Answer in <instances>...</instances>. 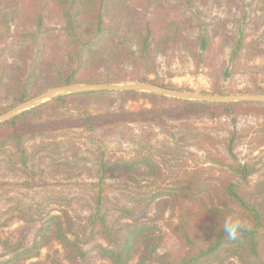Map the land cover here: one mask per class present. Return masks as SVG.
Masks as SVG:
<instances>
[{
  "label": "trees",
  "instance_id": "16d2710c",
  "mask_svg": "<svg viewBox=\"0 0 264 264\" xmlns=\"http://www.w3.org/2000/svg\"><path fill=\"white\" fill-rule=\"evenodd\" d=\"M257 3L249 32L240 20L230 31L224 19L195 23L188 15L220 0H0V96L9 100L0 115L70 85L180 90L156 73L168 52H184L206 72L211 95H222L223 82L240 74L254 83L246 92L264 94V0ZM263 114L264 102L94 91L1 123L0 170L9 178L0 180V194L17 184L45 196L0 212V264H264V172L251 179L260 161L235 158L236 134L223 155L217 146L224 140L195 122ZM251 132L264 144V129ZM191 147L209 167L184 162ZM59 175L91 181L80 184L83 192L49 193L47 181ZM74 199L86 212L73 213ZM232 215L246 225L236 240L223 231ZM17 224L24 228L12 231Z\"/></svg>",
  "mask_w": 264,
  "mask_h": 264
},
{
  "label": "rangeland",
  "instance_id": "374dc122",
  "mask_svg": "<svg viewBox=\"0 0 264 264\" xmlns=\"http://www.w3.org/2000/svg\"><path fill=\"white\" fill-rule=\"evenodd\" d=\"M220 5L217 6L212 4L208 7H202L197 9L192 8L189 10V16L193 17L195 23L205 22L213 23L217 19H224L227 21L228 30L234 31L235 26H238L235 22L240 20V25L245 27L249 32L255 30L254 24H251V20L255 18L256 15L260 14V5L257 0H220ZM229 48L225 50L224 53H220L218 58L220 60H227L229 56ZM263 60V59H262ZM261 63V59L257 61ZM157 76L158 79L176 88L179 91L191 92L197 94L211 95V81L204 71H197L193 61L184 52H168L158 59L157 66ZM154 79L155 76H150ZM259 86L264 88V79L260 82ZM246 89H254V83L251 82L250 78L246 74H240L233 77L230 80L223 82V94L221 96H235V95H252L246 92ZM264 95V94H256ZM215 96V95H213ZM9 105V100L5 95L0 96V106ZM134 105L132 107H138ZM10 111V110H9ZM7 113V112H6ZM5 114V113H4ZM3 115V114H2ZM1 116V115H0ZM198 126H207L211 132L224 140L223 145L217 146L220 152L229 157V147L233 142H230V136L233 134L237 135L236 140H234L235 146L233 149V155L240 163H245L249 160L256 159L260 161L257 165L258 171L252 176V180H258L261 174L264 172V144L259 146L257 142L259 140H253L254 134L251 130L261 128L264 129V114L258 117L239 115L236 119L232 117H222L218 119L202 118L195 120ZM259 143V142H258ZM114 148H119L117 143L113 144ZM125 147V146H124ZM167 147V146H163ZM126 148V147H125ZM128 150V147H127ZM185 163L188 166H204L209 167L206 164V157L203 151L197 149L196 147H191L186 149ZM67 175L56 176L55 179H49L48 187L49 193L62 192L65 194H74V192H83L81 185L83 182H90L91 180L87 176H82L75 178L73 180L68 178ZM9 176L6 175L4 170H0V180H8ZM6 193L0 194V212H5L8 208H11V204L17 201H24V205H28V201L38 202L39 198L45 196V191L35 190L28 191L21 188L17 184H11L4 187ZM73 213H84L86 212L83 208V202L78 199H74L72 202ZM21 224H17L12 227V231L17 229H23ZM35 227L28 230L27 234L29 238L32 237L35 232ZM19 236L16 232L15 237ZM167 249H174L176 247L175 242L172 238H168ZM100 259L96 258V262Z\"/></svg>",
  "mask_w": 264,
  "mask_h": 264
},
{
  "label": "water",
  "instance_id": "95a60500",
  "mask_svg": "<svg viewBox=\"0 0 264 264\" xmlns=\"http://www.w3.org/2000/svg\"><path fill=\"white\" fill-rule=\"evenodd\" d=\"M94 91H107L111 93L134 91L183 101H196L205 103L264 102V95L213 96L161 88L146 83L70 85L49 90L27 102L14 107L7 113L0 116V124L58 97Z\"/></svg>",
  "mask_w": 264,
  "mask_h": 264
},
{
  "label": "clouds",
  "instance_id": "9594fccd",
  "mask_svg": "<svg viewBox=\"0 0 264 264\" xmlns=\"http://www.w3.org/2000/svg\"><path fill=\"white\" fill-rule=\"evenodd\" d=\"M245 227L246 225L239 215L229 216L223 221V231L230 240H236Z\"/></svg>",
  "mask_w": 264,
  "mask_h": 264
}]
</instances>
